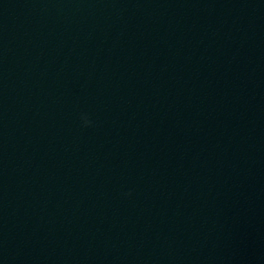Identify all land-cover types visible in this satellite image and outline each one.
Returning a JSON list of instances; mask_svg holds the SVG:
<instances>
[{
    "label": "clouds",
    "instance_id": "1",
    "mask_svg": "<svg viewBox=\"0 0 264 264\" xmlns=\"http://www.w3.org/2000/svg\"><path fill=\"white\" fill-rule=\"evenodd\" d=\"M84 122H85L86 125L90 123V121H88L87 118H85Z\"/></svg>",
    "mask_w": 264,
    "mask_h": 264
}]
</instances>
